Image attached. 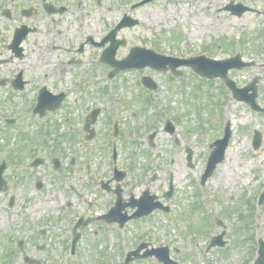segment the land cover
I'll use <instances>...</instances> for the list:
<instances>
[{"label":"rangeland","instance_id":"1","mask_svg":"<svg viewBox=\"0 0 264 264\" xmlns=\"http://www.w3.org/2000/svg\"><path fill=\"white\" fill-rule=\"evenodd\" d=\"M67 1L71 11L65 14L66 16L54 17L56 21L59 19L63 22L68 19L72 23L71 28L62 33H74L76 31L73 24L78 15L86 17L87 29L95 34L94 39L103 36L109 28L119 21L123 13L138 20L137 25L121 29L116 33L117 38L125 40V44L120 45L116 50L115 57L117 59L125 57L130 47L133 46H144L171 56L175 53L176 55H184L185 53L190 55V52L211 49L209 57L224 59L228 52L225 49L230 43L231 35L229 34L232 33L234 25L238 27L239 25L236 24L240 22L228 11L223 10V5L227 4L229 0H152L135 8H132V5L138 0H101L99 6L95 4V0H83L79 7L75 5V0ZM22 4L23 2L20 5ZM20 5L17 3L9 4V7H14L15 11L14 16L11 17L12 23L42 22L40 18L33 21V19L26 20L19 16ZM45 18L49 19L48 16ZM243 22L247 27L250 26V34L253 29L261 26L258 25L259 20L255 17L249 19L246 16L243 18ZM8 24L9 22L0 13V40H5L7 37ZM174 34L179 36L175 38ZM222 38H225L222 47L216 48L215 41H220ZM239 39L242 38L239 37ZM3 43L4 41L2 46ZM252 43L253 40L247 38V47L252 46ZM260 43L259 41L258 47ZM244 52V59L256 61L254 66L258 67H248L240 71L230 70L228 76L238 87L246 84L253 77H257L258 94L256 102L264 106V54L257 55V51H253V49ZM95 55L93 52L91 61L90 53H86L84 56L86 65L76 73V75H83L82 80L76 81L74 74L66 78L68 81L66 86L71 89L74 88L67 104L68 107L57 115H47L40 124L38 121L33 124L34 129L35 126H38L37 129L50 127L52 130V135L44 145L46 150L40 152L46 158L45 164L26 170L22 167V163L27 161L30 158L27 156L32 153L23 154V158H19V160L21 159L20 162H14L18 171V179L10 180L7 175L8 169L4 173L7 189L0 193V236L2 242H5L7 237L14 238L12 235L18 234L19 237H23L26 243H29L27 246L28 253L32 255L35 254L32 247L34 243L40 244L48 240L51 245L47 247V250L36 254L42 260L40 264H66L63 260V253L65 252L63 241L66 239L62 236L65 232H59L60 230L57 229L54 230L56 232L54 234L52 228L54 223L63 222L71 225L74 220L72 210L80 213L84 207L80 200L64 189L66 177H69L81 189H85L91 197L96 198L90 208V214L103 212L108 205H112L114 196L108 194L111 198L106 205L108 196L105 190L99 188V180H96L102 176L100 172L108 171L107 152L109 149L107 139L109 138V126L107 125L106 112L109 107V99L111 104L115 102L119 107V110H114L111 106L110 110L113 111V115L117 112L118 119L123 123L119 124L120 129L123 130L118 137V148L119 160L129 170L120 183V186L124 188L123 197L125 199L129 198L130 192L136 196L140 190L151 189L154 192L163 188L166 174L170 170L166 164L167 157L169 154L175 157V165L172 171L178 189L173 200L174 221L167 224L159 212H154L148 216L149 218L142 221L140 219L133 223L128 222L125 231L130 244L140 235H145L147 239L156 238V242L162 240V243L165 244L168 241H165V238H169L166 236L170 235L175 244L188 251L198 239L200 247L196 250L202 256L200 258L201 264H214V262L224 264L252 263L254 259L250 257L252 255L248 250L249 245L252 244L250 241L246 246L245 241L238 243V236L235 232L236 238L233 236V226L228 232L227 237L230 242L226 245V249L214 248L208 254H204L201 249V246L203 247L206 242V235L185 230L184 227L188 222L195 223L198 228L199 225L203 226L200 211H196V198L191 184L199 176L200 167L205 161L204 154L208 148H204L202 144L199 148L192 147L194 165L192 168L187 167L185 154L182 151L185 142L182 139L183 136L176 131L178 129L179 133H181V129L186 131L189 138L193 139L195 143L200 139L199 132L204 131L205 137L210 138V136L218 134L217 130L222 126L223 118L230 121L232 137L228 159L225 164L218 167V173L210 177L207 185L215 191L216 197L214 199L219 210L223 213L226 210L232 214L226 219V222L241 225L242 221H245L244 214L248 212L249 206H251L249 202L259 186L258 182L264 180V114L254 112L244 102L230 98L229 108H224L222 115L219 105L225 98L222 96L225 95L221 82L202 79L188 71L189 69L184 70L185 67L178 68L180 71L183 70L182 74L185 73L184 80L181 78L174 81L175 79L168 71L159 72L146 67L142 70H135L138 72L121 71V73H117L119 77L117 80H114L117 76L109 77V80H114L111 85L104 81H98L97 78L103 74L105 69L107 70V67L102 65V68L99 69L94 60ZM90 64L91 70L89 69ZM142 76L152 79L157 84L156 89H146L140 81ZM85 79H88L87 82ZM83 84L84 86H82ZM3 97L4 93L0 92V107L5 114L23 112L27 106V104L24 106L21 103L4 102ZM95 106H99L101 109L99 114L101 118L98 117L95 123V138L84 142L82 141L81 130L83 116ZM168 111L170 112L167 113ZM158 112H164L165 115L163 114L158 118L155 116ZM174 116L180 117V121H174ZM64 117L68 119L65 123H63ZM166 119L171 120L174 124L175 133L173 135H169L162 129ZM254 130H258L262 135V142L257 150H253L251 145ZM151 133L155 134L152 139L154 144L152 149L148 145V134ZM68 135L74 137L75 141H72ZM67 137H69V141H65ZM204 138L201 140L203 141ZM175 140H178L179 145L173 144ZM77 142L87 145L88 148L78 147ZM60 144V150H63L64 155L59 156L61 174H57L52 169L51 158ZM72 151L76 153L77 162L75 164L77 166L71 169L66 163ZM252 156L259 157L262 165L260 171L253 168ZM195 170H197L196 175H194ZM153 173L156 175L152 181ZM108 174L110 175L109 172ZM76 175H79V178L74 177ZM37 176L42 181L41 191L34 188V179ZM52 179H55L53 185L49 182ZM113 185V182L109 184L111 188ZM53 186L61 187L64 209L55 206L56 203L50 201ZM11 195L14 196V203L9 207L8 200ZM239 213L243 214V218H239ZM261 219L258 236L264 239V212ZM40 228L46 229L44 237L37 235ZM93 229V224L86 228L79 246L82 263L92 264L91 257L94 256L95 252H100V254L104 253L108 257L109 264H118V259L120 264L122 253L117 254L115 252L116 234L111 232L110 238L105 240L100 234L94 235ZM112 229L111 227L110 230ZM249 232H243L239 236L240 239H244V236H247ZM97 237L102 240L96 242ZM111 239L113 240L109 241ZM13 252L15 256H19L14 250ZM2 253H4L3 246H0V255ZM183 255L185 254H180V256ZM190 255L181 258L185 264H191ZM255 255L253 256L255 257ZM152 260L142 261L143 264H161L156 259L152 258ZM12 264L22 263L19 259H15ZM132 264L141 263L133 262Z\"/></svg>","mask_w":264,"mask_h":264},{"label":"flooded vegetation","instance_id":"2","mask_svg":"<svg viewBox=\"0 0 264 264\" xmlns=\"http://www.w3.org/2000/svg\"><path fill=\"white\" fill-rule=\"evenodd\" d=\"M8 4L17 3L20 5L21 9L18 11V15L24 17V19L29 20L40 18L41 23L28 22L23 21L19 24H13L10 28V33L7 35L5 40H0V92L4 93L3 101L9 103H21L22 105H26L23 112L20 113H7L5 114L4 110L0 107V142L7 141V134H10L13 129L17 127L19 118L18 115L23 117L28 112V107L31 108L35 105L39 92L42 89H46L52 95H56L60 92H65L62 90L70 89L66 86L68 81L66 78L70 77L71 74L76 76V81L81 77L82 74L76 73L83 69L85 66L84 56L88 52L89 47L95 46L99 48H107L108 40L107 34L102 36L99 42L93 40L90 35H81L76 36L70 33L62 34L61 30H69L72 26L69 22L55 23L52 21H46L44 15L54 17L58 11V8L62 6L64 3L63 0H6ZM237 4H242L246 9L242 10L241 6L239 8L235 7ZM229 5V14L233 16L235 19L240 21V27L233 28L231 34L235 36V33L238 34L235 36L236 39L230 40V46H234V52L240 50V54L247 50L257 51V55L264 54V0H229L227 4ZM10 19L14 16V7H8ZM67 11V8L64 12ZM240 11V15L237 16L234 12ZM248 16L249 19L257 18L259 20V24L261 25L257 29H253L250 34V26L247 27L243 22V18ZM21 25L23 31L20 34H15L14 30ZM39 30L47 31L46 33H41ZM241 37L242 39H239ZM247 38L252 39V46L247 47ZM3 46H2V42ZM261 42L258 47V42ZM102 50V49H101ZM245 55V52H244ZM74 77V76H73ZM65 101V97L63 99ZM17 111V110H14ZM50 112H47L43 117H40L37 114L31 112L29 115L30 122H26L25 126L27 127L30 124H36L35 121H38L39 124L41 120L45 119ZM86 114V113H85ZM85 116V115H84ZM8 119H14L13 123H8ZM66 117L63 118V123L66 122ZM84 119V118H83ZM20 125L24 122V119H21ZM38 127V126H37ZM33 128V131H29L28 133L22 132L19 138V144H17V148L23 150H46L44 143H40V140L34 139L37 133L41 129H46L45 127H39L37 129ZM18 129V128H17ZM34 136L31 140H29L30 136ZM25 142H34L28 143L25 145ZM35 142H38L35 144ZM3 149H7L8 145L0 144ZM84 145L80 144L78 147H82ZM2 159H0V163ZM77 161L68 160L66 165L69 168H73L77 166L75 163ZM45 161L43 162V165ZM5 171H7L8 178L12 180L13 175V165L11 160L5 159ZM90 171V170H89ZM3 173V177H4ZM57 174H61L60 165L56 172ZM75 174V172H73ZM79 178V175L74 176ZM108 178V177H107ZM103 178L99 179V188L101 189L104 186V183L108 181V179ZM6 182V180H5ZM42 182V181H41ZM49 182L55 183V179L50 180ZM121 183V182H120ZM120 183L117 184L113 182V188L109 186L110 182H107V186L109 187L106 195L113 193L112 190H115L116 186L119 185L121 189V195L124 192V188L120 186ZM114 194V193H113ZM123 197V196H122ZM110 196H108L106 205H108L110 201ZM56 199V197H55ZM136 199L130 192L129 198L124 199V203H128L130 200ZM52 203L54 202V198L50 200ZM96 201L90 202L89 207L91 208L93 203ZM68 205V203H67ZM57 207H61L64 209V204H56ZM107 208L100 213H96L100 215L107 211ZM72 215L74 216L73 223L70 225L69 223H54L52 232L56 234L54 230L59 229V232H67L70 231V236L75 234V226L77 220H79L80 213L77 214L75 210H72ZM88 218V216H86ZM90 218V217H89ZM107 224L104 223H96L94 224L93 234H100L104 239L106 237L105 232L107 231ZM84 229L81 230V233ZM46 234L45 228H40L37 232V235L44 237ZM14 238L7 237L5 242H2L0 236V246H3V252L0 255V264H12L15 259H19L22 264H40L42 260H40L36 254L38 252H44L47 250V247L50 244V241L41 242L40 244L34 243L32 245L35 250V254L29 255L28 248L29 243L23 239V237H19L18 234L12 235ZM63 238H65V233L62 234ZM82 237V236H81ZM100 239L97 237L95 239L96 242H99ZM82 241H80L81 243ZM65 246V241H63ZM14 244V246H13ZM13 250L19 254V256H15ZM77 252V251H76ZM65 253V254H64ZM63 253V260L66 261V250ZM92 264H109L108 257L104 255V253L100 254V252H95L94 256L91 257ZM3 261V262H2Z\"/></svg>","mask_w":264,"mask_h":264},{"label":"water","instance_id":"3","mask_svg":"<svg viewBox=\"0 0 264 264\" xmlns=\"http://www.w3.org/2000/svg\"><path fill=\"white\" fill-rule=\"evenodd\" d=\"M264 260V251L261 252V257L258 259V262H261Z\"/></svg>","mask_w":264,"mask_h":264},{"label":"bare ground","instance_id":"4","mask_svg":"<svg viewBox=\"0 0 264 264\" xmlns=\"http://www.w3.org/2000/svg\"><path fill=\"white\" fill-rule=\"evenodd\" d=\"M172 14V13H171Z\"/></svg>","mask_w":264,"mask_h":264}]
</instances>
